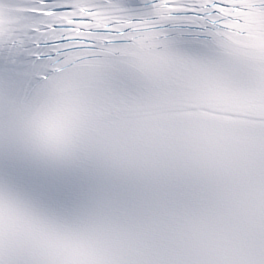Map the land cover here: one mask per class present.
<instances>
[{
	"label": "snow or ice",
	"instance_id": "1",
	"mask_svg": "<svg viewBox=\"0 0 264 264\" xmlns=\"http://www.w3.org/2000/svg\"><path fill=\"white\" fill-rule=\"evenodd\" d=\"M0 264H264V0H0Z\"/></svg>",
	"mask_w": 264,
	"mask_h": 264
}]
</instances>
